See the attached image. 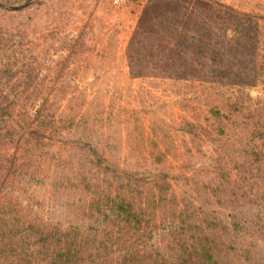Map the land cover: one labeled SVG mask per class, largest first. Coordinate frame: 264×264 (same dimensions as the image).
Returning a JSON list of instances; mask_svg holds the SVG:
<instances>
[{
	"label": "rangeland",
	"instance_id": "rangeland-1",
	"mask_svg": "<svg viewBox=\"0 0 264 264\" xmlns=\"http://www.w3.org/2000/svg\"><path fill=\"white\" fill-rule=\"evenodd\" d=\"M176 1L0 0V219L76 224L88 248L122 199L130 264H264V0H209L256 21L249 83L136 58L144 10ZM221 54L210 66L241 69Z\"/></svg>",
	"mask_w": 264,
	"mask_h": 264
},
{
	"label": "trees",
	"instance_id": "trees-1",
	"mask_svg": "<svg viewBox=\"0 0 264 264\" xmlns=\"http://www.w3.org/2000/svg\"><path fill=\"white\" fill-rule=\"evenodd\" d=\"M153 5L144 10L129 40L130 47L144 45L138 46L144 53L137 59H141L142 54L149 62L155 59L166 76L185 77L192 75V72H204L208 78L220 76L250 82V74L247 72L249 62H253L250 54L255 48L256 37L244 25L254 28L256 21L252 17L209 0H177L176 8L165 9ZM235 18L238 20H234ZM155 27L160 28L159 34H148ZM227 28L232 29L230 36L225 35ZM218 29L221 30V39L226 38L225 40L214 37L218 34ZM221 43L227 49L219 51L214 47ZM215 54L232 57L234 63L230 65L237 62L241 69L228 71L221 64L210 66ZM133 57L128 53L129 62H132ZM13 155L10 152L6 155L1 175L6 173L7 176L15 170ZM121 201L122 199L104 201L111 213L101 212L102 215L97 220L102 221V225L92 228L88 248L83 246L82 238L77 239L76 224L62 229L56 225L51 228L42 226L41 231H35L30 221L20 226L19 222H13L17 221L16 217L11 216L9 221L2 217L0 264H130L133 254L130 244L132 241L138 242L137 235L130 233L136 217L130 218L127 205H123ZM230 224L236 226L233 219ZM24 226L32 227L34 238L31 240L26 239L21 232ZM37 246H40V250ZM113 252L118 253V258L108 259ZM37 258L39 261H35Z\"/></svg>",
	"mask_w": 264,
	"mask_h": 264
},
{
	"label": "water",
	"instance_id": "water-1",
	"mask_svg": "<svg viewBox=\"0 0 264 264\" xmlns=\"http://www.w3.org/2000/svg\"><path fill=\"white\" fill-rule=\"evenodd\" d=\"M1 5V4H0Z\"/></svg>",
	"mask_w": 264,
	"mask_h": 264
}]
</instances>
